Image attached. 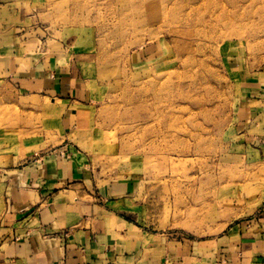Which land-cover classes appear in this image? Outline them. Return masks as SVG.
Returning a JSON list of instances; mask_svg holds the SVG:
<instances>
[{
  "label": "rangeland",
  "instance_id": "rangeland-1",
  "mask_svg": "<svg viewBox=\"0 0 264 264\" xmlns=\"http://www.w3.org/2000/svg\"><path fill=\"white\" fill-rule=\"evenodd\" d=\"M177 1L179 18L150 19L158 0L140 13L123 0H0V168L57 142L59 109L29 75L50 59L48 76L91 101L84 160L138 177L156 231L205 237L254 213L264 160L246 161L237 114L264 66V0Z\"/></svg>",
  "mask_w": 264,
  "mask_h": 264
},
{
  "label": "crops",
  "instance_id": "crops-1",
  "mask_svg": "<svg viewBox=\"0 0 264 264\" xmlns=\"http://www.w3.org/2000/svg\"><path fill=\"white\" fill-rule=\"evenodd\" d=\"M48 62L29 75L59 109L57 142L41 143L0 168V262L264 264V202L218 234L156 231L138 177H106L84 160L82 138L95 128L91 101L75 79L48 76L57 66ZM249 74L237 128L246 161L255 163L264 160V66Z\"/></svg>",
  "mask_w": 264,
  "mask_h": 264
},
{
  "label": "bare ground",
  "instance_id": "bare-ground-1",
  "mask_svg": "<svg viewBox=\"0 0 264 264\" xmlns=\"http://www.w3.org/2000/svg\"><path fill=\"white\" fill-rule=\"evenodd\" d=\"M126 3H128L131 8L134 9L133 13H140L141 10V6H143L144 3H146L147 0L141 1V0H123ZM169 1H171V5L169 3ZM158 7L153 6L148 10L150 12H148L146 15H142L141 17H149L150 19L153 17H160L162 19H166L167 16H175V19L179 18L178 15H180V12L184 9L185 5L183 3L178 2L177 0H158ZM191 6V5H190ZM193 7V6H192ZM156 8V9H155ZM128 9H126L127 12ZM156 10V11H155ZM177 12V14H175L174 12ZM132 13V14H133ZM124 22L127 24V26H136L137 22L140 23V25L145 23V19L143 20H134L133 18H130V16L125 15L124 17ZM202 64V63H201Z\"/></svg>",
  "mask_w": 264,
  "mask_h": 264
}]
</instances>
